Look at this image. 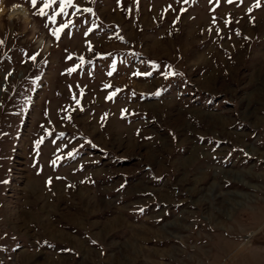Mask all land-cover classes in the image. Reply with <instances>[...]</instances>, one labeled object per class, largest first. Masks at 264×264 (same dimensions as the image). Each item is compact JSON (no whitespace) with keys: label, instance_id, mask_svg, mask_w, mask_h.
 Masks as SVG:
<instances>
[{"label":"rangeland","instance_id":"1","mask_svg":"<svg viewBox=\"0 0 264 264\" xmlns=\"http://www.w3.org/2000/svg\"><path fill=\"white\" fill-rule=\"evenodd\" d=\"M1 2L0 264H264V0Z\"/></svg>","mask_w":264,"mask_h":264},{"label":"snow or ice","instance_id":"2","mask_svg":"<svg viewBox=\"0 0 264 264\" xmlns=\"http://www.w3.org/2000/svg\"><path fill=\"white\" fill-rule=\"evenodd\" d=\"M39 2L42 4V7H40L38 9L36 14L39 16H45L46 15V9H48L51 6V4L55 2V0H39ZM228 2L231 3L232 0H228ZM37 3H38V0H31V4L33 7H35L37 5ZM72 4H73V0H60V8H59L60 12H64L65 8L72 5ZM84 11L91 12V9H84ZM249 11H251V9H249ZM49 19L54 21L55 16L54 15L50 16ZM69 23H71V21H69ZM226 23H227V21H226ZM65 27H67V25L62 24L59 29H57L53 32V35H57L58 32L61 31ZM32 59H35V57L33 56ZM168 75H171V73H168ZM157 95H158V93H157ZM77 103H79V102L77 101ZM37 143H39V142H37ZM68 155L72 156L73 153L69 152Z\"/></svg>","mask_w":264,"mask_h":264},{"label":"bare ground","instance_id":"3","mask_svg":"<svg viewBox=\"0 0 264 264\" xmlns=\"http://www.w3.org/2000/svg\"><path fill=\"white\" fill-rule=\"evenodd\" d=\"M4 14V7L2 5V2L0 0V17ZM8 18L9 19H14V18H22L24 21H28L29 19V12L28 10L23 6V5H20V4H14L12 5L10 11H9V14H8ZM40 44L43 42L42 40L39 41ZM47 47V45H46ZM34 185H35V182H31L30 186L34 188ZM85 197V196H84ZM85 200L87 201L86 204H88V200H89V196L86 195L85 197ZM89 205V204H88ZM26 208L23 206L22 207V210H21V215L22 217L26 215L27 212ZM27 217V216H26ZM23 221V218L20 219V221ZM19 222V221H18Z\"/></svg>","mask_w":264,"mask_h":264}]
</instances>
